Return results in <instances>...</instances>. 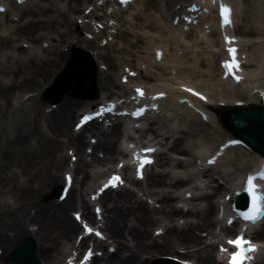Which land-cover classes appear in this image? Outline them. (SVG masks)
Segmentation results:
<instances>
[{
	"label": "bare ground",
	"instance_id": "obj_1",
	"mask_svg": "<svg viewBox=\"0 0 264 264\" xmlns=\"http://www.w3.org/2000/svg\"><path fill=\"white\" fill-rule=\"evenodd\" d=\"M180 1L193 2L137 0L126 11L107 13V9L102 11V7H95L96 0H27L22 6L16 5L14 0H6V10L0 14L5 26L1 30L0 24V264H7L2 261L11 248L27 236L34 240V256L41 264H57L66 246L73 245L71 240L75 239L79 229L75 221L68 217L67 209H80L83 218L93 223L95 215L90 212L86 191L91 182L103 175L97 166L118 163L117 160L125 155L118 144L119 123L107 130H103L98 123H91L78 133L70 127L72 119L97 100L63 96L53 108L39 105L41 93L51 79L63 78L65 72L67 74L71 50L91 51L90 57L96 66L95 87L103 94L102 99L113 97V91L126 94L132 83L145 88L147 94L156 90L174 99L181 94V85L191 84L204 93L207 103L187 95L184 97L207 113H220L234 106L236 101L246 106L257 103L258 94H254V90L264 89V76H261L264 75V0H228L233 9L231 32L235 38H240V54L247 57L244 71H251V59L260 62L249 75V90L243 92L237 87L238 93L231 100H227L226 90L235 84L222 81L219 69V59L223 55L221 33L227 34L230 30L221 31L217 27L216 16L208 35L199 24L198 27L186 25V31L182 24L179 28H172L169 20L172 21L182 11L181 7L174 8ZM92 5L94 7L89 14L84 15V10ZM238 8H241L239 13ZM99 11H102L101 15ZM127 11V18L123 17ZM76 19L82 20L80 28L91 38L74 30ZM110 20L115 24L108 25ZM237 20L239 24H236ZM92 21L102 24L103 29L92 26ZM108 37L112 39L103 46L101 40ZM152 39H156L158 45H154ZM23 43L28 46L24 47ZM215 48L218 49L216 55L213 53ZM158 49L162 51L160 62L154 57ZM150 50L153 51L151 57L148 55ZM177 51L180 55L175 56ZM141 54L146 57H139ZM125 69L136 71L137 75L128 78L127 84L123 85L120 79L126 76ZM171 71L177 75L167 84L169 87L164 86L162 81L168 82ZM198 80L202 85L197 83ZM191 116V132L181 131L190 139L199 136L200 127L204 126L197 115ZM218 127L221 128L220 125ZM147 130L158 147H166L168 140L178 133L164 136L165 133H160L153 122ZM221 130V135L206 134L203 141L207 145L206 152H213L225 137H231ZM86 136L95 138V142L88 146ZM182 143V137L178 136L167 150L180 155L189 153ZM87 146L91 148L89 153ZM205 149L198 147L199 152ZM68 151L76 157L72 167L74 182L62 202L48 200L47 194L58 186L59 172L68 167ZM160 153L156 155L157 164H169L170 159L165 153ZM229 153L236 156L232 161L236 169L241 167L240 171L245 172L251 167L243 163L245 157L241 149L234 148L226 155ZM249 153L253 161L254 157L260 156L252 150ZM182 166L183 161L174 164L175 168ZM122 172L127 180L139 184L130 175L129 166L124 167ZM167 179V173L163 171L146 173V195L155 197L158 208L149 206L134 191L126 188L106 193L99 199L101 228L114 244L115 251L94 258L92 264H149V260L156 256H176L178 249L183 250L181 257L186 260L192 259L199 264H222L214 256L216 246L205 245L197 233L207 231L210 235L216 226L224 236L235 233L233 226L220 224L215 219L217 209L212 199L222 192V187L217 186L211 194L195 198L205 202V207H192L184 212L176 207V197L172 193H157L154 189L167 186L177 191L185 186L188 179ZM74 184L79 187L78 190ZM178 216H191L197 222L178 227L172 224ZM163 220L167 226L158 241L150 231L153 226L160 228L158 224ZM29 226H33L32 230ZM252 238L264 239V228L252 234ZM81 245H85V240ZM97 247L107 248L104 243ZM255 264H264V256Z\"/></svg>",
	"mask_w": 264,
	"mask_h": 264
},
{
	"label": "rangeland",
	"instance_id": "obj_2",
	"mask_svg": "<svg viewBox=\"0 0 264 264\" xmlns=\"http://www.w3.org/2000/svg\"><path fill=\"white\" fill-rule=\"evenodd\" d=\"M126 14H128V12ZM78 34H83V31L82 32L80 31V33H78ZM151 41L153 43L154 40L152 39ZM154 44H156V43H154ZM144 47H145V45H144ZM149 53L150 54H148V55L151 57V51ZM138 56L139 57L140 56H143L144 58L146 57L145 54H141V55H138ZM1 57L2 56H0V58ZM3 57H5V56H3ZM1 60H4V59H1ZM250 61H251V64L253 65L251 67V71H252V69L253 70L256 69V66L257 65L259 66V63L260 62H258V59L257 60H252L251 59ZM207 74L210 75L211 72H208ZM176 75H174V76L173 75H170L169 80L171 81L174 77H176ZM197 83L199 85H202V83L200 82V80H198ZM244 88H245V86H243L241 89H244ZM47 89H44V91L42 92V95H41V97L38 100L39 101L38 102L39 105L40 104L43 105V104H47L48 103V100H49L48 99L49 98V92L47 93ZM238 89L233 88L231 90L230 89L227 90V92L229 91L228 97L231 98L233 96V94H230V91H237ZM98 94H99V91H98ZM99 95H101V94H99ZM64 97H69V96L64 95ZM155 120H156L155 127L158 130H160V133H165L164 136H169L172 132H178V133L177 134H174L168 140L167 147H161L162 152H164L165 153V156L168 157V159H170V163L169 164H166V165H163V166H159V164H158V165H156L152 169V171L153 172H156V173H160L161 171H163L164 173H167L168 179L169 178L176 179V178L183 177V178H187L189 180L188 187L183 188L182 190H179L176 193L174 192V189H171V188H169L167 186H163V187H159L157 189H154L156 192L162 193V194L172 193L173 196H176L179 199L182 198V200H180V204L183 207V209H189V208L191 209L192 207H200V208H202V207H205V205H206L205 202H203L202 200H195V199H191V198H193V197H199V196L204 195V194H211L212 193V190L217 185L216 184L217 181H220L222 184H224L223 182L225 180H228V179L233 180L235 178H238L239 171L234 166H231L230 164H228L229 161H230V158H226L220 165H218L217 167H215L213 170L208 171L205 174V176H202V174H203L202 171L194 170V169L191 168V164L194 161V158H196L197 157L196 155L199 153L198 152V147L200 148L202 146L203 147L204 146H207L203 142L204 141V137H206V134H208L210 132L211 133L213 132V129H211L209 126H201L200 127V134H199V136H195L192 139H190V138L187 137L188 135H185L184 133H181V131H187V130H189L191 132V128L189 126V122H191V121L187 120V121H184V122H180L179 120H175V121H173L170 124L169 122L166 123V119L163 116H161L160 114L155 118ZM143 127L148 128V125L146 124ZM178 136L182 137V139H183V143L182 144L189 151V153L184 154V155L183 154L180 155V154L173 153V152H170V151L167 150L168 149V146ZM148 137H152V136H148ZM135 141L136 142H139L140 140L137 139ZM231 157H233L235 159L236 156H234L232 154ZM176 161H183L184 162V166L175 168L174 167V164H175ZM61 174H62V172H59V175H58L59 176V184H60ZM139 187L140 188H145L144 181L141 183V185ZM225 187H227V185ZM185 191H188V193H189L188 195H190L189 197L186 196L187 194L185 195L183 193ZM136 192H137L139 198H142L143 200H147L149 202V205L150 206H153L152 201H154V198L143 196L137 190H136ZM48 195H49V197H48ZM47 197H48V200H51V201L52 200H55V198L51 196V192H49L47 194ZM218 197L217 198L215 197L214 199L217 200ZM5 200H2V202L3 201L5 202ZM73 211H74L73 208H68L67 209L66 213H67V215H68L69 218H71L70 212H73ZM185 222H187V223H189V222L190 223H196L197 222V219H194V218H192L190 216V218L187 217L186 219L184 218L183 220H177L176 221V219H175V220H173L172 223L175 224V225H179L180 226V225H183ZM152 228H154V227H152ZM197 233H199V236L201 237V239L204 242H207V243H211L213 241H218L219 240V236H217V238H215V239L212 238L211 236H206V234H207L206 231L205 232L204 231H200V232H197ZM4 261H2V262H4Z\"/></svg>",
	"mask_w": 264,
	"mask_h": 264
},
{
	"label": "water",
	"instance_id": "obj_3",
	"mask_svg": "<svg viewBox=\"0 0 264 264\" xmlns=\"http://www.w3.org/2000/svg\"><path fill=\"white\" fill-rule=\"evenodd\" d=\"M68 74H73V78L79 82V88H81L82 84L86 88H89L91 85V80L88 75L84 74V72H68ZM257 117V118H256ZM240 122L239 125L241 126V129L235 125V120L229 121V127L230 131L236 134L244 133L245 128L249 125H253L254 128L261 125L262 123V112L258 111L255 113L245 114L244 116L239 118ZM33 250L34 245L31 239H26L21 242H19L16 247L13 249V251L10 254V259L17 262L18 264H37L34 257H33Z\"/></svg>",
	"mask_w": 264,
	"mask_h": 264
},
{
	"label": "snow or ice",
	"instance_id": "obj_4",
	"mask_svg": "<svg viewBox=\"0 0 264 264\" xmlns=\"http://www.w3.org/2000/svg\"><path fill=\"white\" fill-rule=\"evenodd\" d=\"M227 9H222L221 10V15L224 16L227 14ZM231 52H235V49H231L230 50ZM230 69L234 66L233 63H230L229 65H227ZM85 120L88 119V117H84ZM249 184L251 185V181H249ZM256 198L255 196H253V207H252V212H255L257 211L256 209ZM246 217L247 218H253L251 213H248L246 214ZM230 243H232L237 249L238 251L235 252L233 255H232V258H231V262L230 264H241L242 260L244 259L245 257V249H244V245L248 244L249 242L248 241H245L243 240L242 238H237L236 240L234 241H230ZM247 251H254V249H251V248H248Z\"/></svg>",
	"mask_w": 264,
	"mask_h": 264
}]
</instances>
